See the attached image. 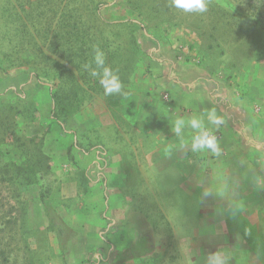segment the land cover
Returning a JSON list of instances; mask_svg holds the SVG:
<instances>
[{"label":"rangeland","instance_id":"obj_1","mask_svg":"<svg viewBox=\"0 0 264 264\" xmlns=\"http://www.w3.org/2000/svg\"><path fill=\"white\" fill-rule=\"evenodd\" d=\"M99 1L104 6L97 17L94 7ZM208 3L206 13L188 14L171 7V0H0V120L10 117L21 137L44 135L43 151L50 165L48 172L43 170L42 182L49 191L47 210L64 230L60 236L49 229L39 186L22 187V180L9 182L4 173L0 174V188H12L21 196L17 206L20 220L0 232V251L11 255L10 264H207V258L217 251L229 253L231 264H252L256 260L254 252L239 248L230 231L220 233L224 238L203 232L202 195L186 186L176 166L164 165L163 171L151 169L146 164L147 146L140 147L137 142L139 135L148 133V126L138 119L145 107V97L150 95L146 92L156 86L149 82L155 76L154 61L162 64L179 59L210 66L238 91L258 82V86L264 87V29L255 23L264 20V0ZM81 20L95 25L104 44L109 46L108 51L116 52L112 64L119 70L124 87L122 94L105 95L99 79L92 78L81 93L82 110L61 124L51 116L54 103L50 91L59 83L55 79V61H60V57L55 51L64 43L56 35L64 33L67 23ZM110 65L111 62L107 66ZM168 76L164 73L160 78L166 80ZM160 78L157 77V83ZM159 95L166 105L172 104L168 93L160 90ZM176 102L193 108L194 101L187 92ZM18 112L22 114L15 117ZM185 112L182 109L178 117ZM76 117H83L92 126L78 145L85 151L98 152L100 168H106V157H111V152H125L134 159L130 167L110 164L116 175L113 181L126 180V190H101L109 204L99 230V244L105 246L104 252L87 253L85 236L65 222V215L71 214L75 206L87 204L84 200L92 192L89 184L99 179L101 171L96 165L88 171L80 168L71 148L66 149L70 162L67 169L60 168L58 152L69 145V141L63 145L61 139L82 131H75L69 124ZM48 140H52L49 148ZM163 154L166 157L164 149ZM12 157L19 161L18 156ZM138 161L145 168L138 169ZM108 175L105 171L104 179ZM69 181L78 182L77 198L62 197V187ZM39 203L41 211L34 208ZM118 206L113 215L112 209ZM6 210L7 207L0 212ZM42 211L48 224H32L31 219L39 221ZM237 216L231 213L221 221L223 224L216 226L221 231L245 229L242 218ZM235 220L239 221L231 223Z\"/></svg>","mask_w":264,"mask_h":264},{"label":"crops","instance_id":"obj_2","mask_svg":"<svg viewBox=\"0 0 264 264\" xmlns=\"http://www.w3.org/2000/svg\"><path fill=\"white\" fill-rule=\"evenodd\" d=\"M171 60L162 64L154 61L155 76L149 82H153L156 86L150 87V91L146 92V95H150L145 97V107L142 108V115L138 119L139 123H145L148 126V133L146 136L139 135L138 140L135 139V141L140 142V147L147 146L148 163L146 164H149L151 169L157 168L163 171L164 165L176 166L186 181V186L195 194L202 195V201L205 203L200 214L203 232L210 231V237L216 235L222 238L220 233L230 231L236 237L239 248L243 246L247 252L256 254L257 258L252 264H264V87L258 86V82L249 85L243 91H238L235 86L232 87L226 83L224 75L216 74L215 69L210 66L201 67L179 59ZM164 73L170 75L166 80L160 78L162 74L164 77ZM157 77L160 78L158 83ZM160 90L170 95L171 105H166L167 102L161 100ZM185 92L195 102H193V108L176 102V99H180ZM182 109L186 112L180 117L185 119L205 114L210 109H215L223 118L224 124L213 129V132L219 133L221 137L219 142L222 155L220 157H215L206 151L193 152L190 148L194 135L191 129L186 128L182 137L175 134L174 121ZM82 118L76 117L69 123L74 126L75 131L78 129L82 131H78L79 133L75 136L71 133V135L66 134V137L61 139L63 145H67L68 141L69 145L67 147L62 145L64 150L58 152V159L61 160L60 168L67 169L70 163L68 151L71 148L80 168L88 171L92 165H96L97 170L101 171L99 179L89 184L92 192L84 202L88 204L87 200H89L90 206L87 204L75 206L71 214L65 215V222L85 236L89 245L87 253H98L104 252L105 248L104 245L99 244L101 240L99 230L104 225L105 219L102 215L109 205L104 201L101 190L105 188L115 193V190L127 189V185H124L126 180L114 182L115 170L110 167V164L116 163L130 167L134 159L133 156H127L125 152H111L110 159L106 157V168H100L97 164L101 160L98 152L85 151L82 145H78L82 142L84 132L92 128L91 124H86L87 120ZM207 123L205 119V124ZM125 138H127L126 135L124 140ZM124 140L123 146L126 145ZM51 142L52 140H48L47 148ZM163 149L166 150V157H164ZM47 153L49 154L50 151L48 150ZM145 166L138 161V169ZM102 170L110 173L109 177L106 176L104 179ZM70 181L62 187L64 199L78 197V182ZM205 192L210 195L205 196ZM117 204L120 205L118 199ZM35 206V209L42 210L40 203ZM118 210L119 206L114 207L113 215H116ZM231 213L242 218L245 227V229L241 228L243 233H240L241 230L238 228L221 231L216 226V224H223L221 221L226 220L224 218ZM71 215H77L78 220ZM236 221L239 220L231 223ZM31 223L34 225L42 223L46 226L48 219L44 211L39 221L35 222L32 218ZM241 240L243 243L239 244ZM94 241L96 243H93ZM242 252L247 254L243 250ZM146 263L142 262V264Z\"/></svg>","mask_w":264,"mask_h":264},{"label":"trees","instance_id":"obj_3","mask_svg":"<svg viewBox=\"0 0 264 264\" xmlns=\"http://www.w3.org/2000/svg\"><path fill=\"white\" fill-rule=\"evenodd\" d=\"M103 6L104 3L101 1L95 5L94 9L97 17ZM255 23L264 29L263 19L256 20ZM64 29L65 34L58 33L56 35L60 41H64V43L58 45L55 51L58 58L60 57V61H55V66H58L55 79L59 80V83H56L55 90L50 91L54 103V109L51 112L52 120L61 124L76 116L82 110L83 99L81 93L86 91L85 89L89 86L91 79L94 78L89 74V69L86 67L92 63L94 48L99 47L104 51L106 64L108 65L111 62L110 67L119 76L121 75L115 64H112L116 52L110 53L108 51L109 46L107 43L104 44V37L95 25H87L81 20L73 24L67 23ZM92 67H95V65H92ZM65 71L68 73L67 76H65ZM38 77L40 76L38 75ZM45 77L47 78V74ZM21 114V112H18L15 117ZM16 127L17 124L10 117H7L6 121L3 122L0 120V164H2L0 174L4 173L9 182L22 180V187L39 186L40 200L46 206L50 223L49 229L62 236L64 233L63 228L55 224L47 210L49 191L44 188L42 183L45 176L43 170H46V172L50 170L49 157L43 151L45 137L44 135L21 137L17 133ZM12 154L18 156V162L12 157ZM2 181L4 180L2 179ZM20 200L21 196L18 191L12 188H0V210L7 207L5 213L0 212V229H2L0 232L12 228L20 220L19 209L17 208L21 204ZM10 258L11 255L8 252L0 251V264H10Z\"/></svg>","mask_w":264,"mask_h":264},{"label":"clouds","instance_id":"obj_4","mask_svg":"<svg viewBox=\"0 0 264 264\" xmlns=\"http://www.w3.org/2000/svg\"><path fill=\"white\" fill-rule=\"evenodd\" d=\"M171 7L188 14H204L208 11L209 3L208 0H171ZM93 52L92 63L86 66L89 74L99 79L105 95L122 94L124 86L120 76L114 69L107 66L104 51L96 47ZM205 119L208 122L207 125ZM222 124H224L223 118L215 109H210L205 114L191 116L188 119L178 117L174 121L173 131L178 137H182L186 128L191 129L194 133L190 144L193 152L206 151L215 157H220L222 148L213 129ZM204 195L208 196L210 193L205 192ZM207 264H231L230 254L217 251L207 258Z\"/></svg>","mask_w":264,"mask_h":264},{"label":"built area","instance_id":"obj_5","mask_svg":"<svg viewBox=\"0 0 264 264\" xmlns=\"http://www.w3.org/2000/svg\"><path fill=\"white\" fill-rule=\"evenodd\" d=\"M214 134L217 136L218 140L220 141V134L219 133H215V132H214Z\"/></svg>","mask_w":264,"mask_h":264}]
</instances>
